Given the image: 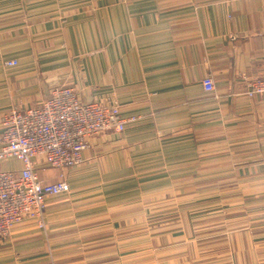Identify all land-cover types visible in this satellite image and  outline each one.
Masks as SVG:
<instances>
[{
  "label": "crops",
  "instance_id": "1",
  "mask_svg": "<svg viewBox=\"0 0 264 264\" xmlns=\"http://www.w3.org/2000/svg\"><path fill=\"white\" fill-rule=\"evenodd\" d=\"M263 28L264 0H0V132L62 86L138 118L91 138L80 166L36 165L70 191L47 198L43 227L13 228L0 264H251L264 96L244 92L264 78Z\"/></svg>",
  "mask_w": 264,
  "mask_h": 264
},
{
  "label": "built area",
  "instance_id": "2",
  "mask_svg": "<svg viewBox=\"0 0 264 264\" xmlns=\"http://www.w3.org/2000/svg\"><path fill=\"white\" fill-rule=\"evenodd\" d=\"M259 33L264 34V28ZM17 63L9 60L6 65ZM202 84L208 94L216 92L214 76H206ZM244 95L250 99L264 96V78L248 80ZM137 119L123 117L115 100L84 102L72 86L54 89L49 98L33 108H13L5 113L1 118L0 163L16 159L24 166L20 173L0 168V243L23 222L33 221L43 227L47 198L70 191L65 180L44 183L37 164L80 166L91 138L123 132Z\"/></svg>",
  "mask_w": 264,
  "mask_h": 264
},
{
  "label": "rangeland",
  "instance_id": "3",
  "mask_svg": "<svg viewBox=\"0 0 264 264\" xmlns=\"http://www.w3.org/2000/svg\"><path fill=\"white\" fill-rule=\"evenodd\" d=\"M262 186H263L262 192H264V185H262ZM251 207L252 206L245 207L244 212H245L246 216H252V214L254 213ZM255 214H257V215H255L254 217H251V218L252 219L254 218L257 220H253V221L247 220L245 222L246 226L254 225V226H257L256 228L260 229V231H257L256 235L251 238V242H249L250 244H252L254 246V250H259L258 256H257L256 251H254L255 259H254V261H252V260H250V261H251V264L252 263L253 264H264V204H262L261 211L255 212ZM247 237H249V236H247ZM247 237L244 238L246 240V244L248 243ZM251 256H252V254H251Z\"/></svg>",
  "mask_w": 264,
  "mask_h": 264
}]
</instances>
